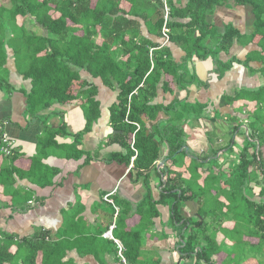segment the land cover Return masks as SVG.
<instances>
[{
    "label": "trees",
    "instance_id": "1",
    "mask_svg": "<svg viewBox=\"0 0 264 264\" xmlns=\"http://www.w3.org/2000/svg\"><path fill=\"white\" fill-rule=\"evenodd\" d=\"M187 1L184 5L183 0H0V76H6L0 78V89H12L5 67L7 46L14 50L19 72L33 82L29 95V112L33 115L54 103L66 105L82 96L86 98L83 107L89 131L101 115V103L96 98L98 87L82 79L81 72L87 71L102 78L108 87L118 88L119 102L111 107L115 133L110 142L127 149V155L116 156L119 162L130 165L136 157L135 170L148 189L141 207L151 205L154 209L158 202L169 201L173 217L180 223L185 220L186 203L195 202L196 216L185 221L189 229L181 239L188 256L196 254L206 264H247L250 259L264 264V84L254 89L242 87L234 95L221 98V111L218 109L216 116L227 117L230 140L211 145L206 153L194 149L188 152L185 126L192 114L200 119L207 106L197 111L189 97L176 98L169 105L155 103L161 85L171 93L176 87L189 93L191 86L203 85L188 62L195 57L205 60L214 53L207 45L209 39L220 43L217 56L229 51L236 41L246 45L258 39L259 50L245 61L237 57L226 63L217 59V77L223 79L235 62L264 78V0ZM231 2L253 13L255 31L251 34L245 36L233 25L223 33L211 28L208 18L218 7ZM166 5L170 9L169 43L184 47L188 53L183 64L175 62L168 46L151 37L165 38ZM143 24L149 37L144 35ZM253 62L261 66L252 68ZM222 108L248 117L222 113ZM134 123L140 125L139 130ZM245 125L249 135L237 151L235 137ZM210 136L207 147L208 142L218 141ZM3 145L1 138L0 151ZM163 146H168L169 154L167 165L159 173L166 177V187L156 201L150 177L159 170ZM43 156L35 162L42 161ZM16 157H7L0 173V186L6 185V190L14 186L13 176L18 173ZM231 158L234 161L228 168ZM57 173L52 169L50 177L44 176L49 179L46 185ZM188 173L189 180L184 178ZM23 197L12 192L14 204L28 200L30 195ZM157 214L155 211L152 215ZM0 233V264H75L68 259L72 245L64 238L65 231L53 236L42 230L21 240ZM222 252L228 255L227 260ZM125 255L128 260L134 259L127 252Z\"/></svg>",
    "mask_w": 264,
    "mask_h": 264
},
{
    "label": "crops",
    "instance_id": "2",
    "mask_svg": "<svg viewBox=\"0 0 264 264\" xmlns=\"http://www.w3.org/2000/svg\"><path fill=\"white\" fill-rule=\"evenodd\" d=\"M187 2L183 0L184 5ZM246 8L234 2L218 7L208 18L211 28L223 33L233 25L242 34H248L249 19L254 15ZM143 32L145 36H150L144 24ZM199 35L197 31L196 36ZM151 37L170 48L176 63L187 61L188 53L184 47L173 42L165 44V40L153 34ZM257 43L258 39L246 45L236 41L229 51H221L217 56L220 43L209 39L207 45L213 51L216 49L214 53L205 60L195 57L188 62V68L195 70L203 85L191 86L189 93L177 87L173 93L166 92L160 86L155 103L169 105L176 98L189 97L191 103L199 101L207 104L206 114L200 119L192 114L185 126L188 152L194 149L206 153L209 150L205 146L208 138L201 140L202 145L199 141L202 137L199 132L204 127L210 133L216 131V125L229 126V122H225L227 117L216 116L224 95H234L242 87L254 89L264 84L261 73H251L245 65L235 62L223 79L217 77V59L225 63L235 57L245 61L252 52L259 50ZM7 55L5 67L9 70L7 78L12 89H0V139L6 134L13 142V154L17 156L14 166L18 173L13 176L15 182L12 188L6 190V185L0 186V230L15 235L19 240L33 237L42 230L49 231L53 236L65 231L64 238H68L72 245L68 259L75 264H122L118 255L120 245L125 254L127 252L134 258L129 260V264H206L199 261L196 254L188 256L181 243L182 236L189 229V224L185 226L184 223L196 216L198 204L186 203L183 210L185 220L180 223L173 217V205L169 201L158 202L154 209L151 205L141 207L148 189L135 170V156L130 165L116 158L127 155L123 145L110 142L115 133L111 107L119 102L120 90L108 87L102 78H95L87 71L81 72L82 79L98 87L96 98L101 103V115L89 131H86L87 118L83 107L86 98L82 96L66 105L54 103L33 115L29 112L33 82L19 72L14 50L9 46ZM260 66L258 62L251 63L252 68ZM3 77L6 76H0ZM233 109L222 108V113H236ZM236 114L243 119L248 117L240 112ZM223 143L225 141L220 139L216 144L209 142L208 146ZM42 154V161L35 162L39 156L42 158ZM161 154L166 160L168 146L162 147ZM7 157L0 151V173ZM52 169L58 173L46 185L49 179L44 176L50 177ZM158 169L150 177L152 196L156 201L161 199L166 187V177L161 176V168ZM13 191L23 194V198L30 197L14 204ZM155 211H158L157 216L152 215ZM113 227L112 233L118 243L106 235ZM248 262L257 264L254 259Z\"/></svg>",
    "mask_w": 264,
    "mask_h": 264
},
{
    "label": "rangeland",
    "instance_id": "3",
    "mask_svg": "<svg viewBox=\"0 0 264 264\" xmlns=\"http://www.w3.org/2000/svg\"><path fill=\"white\" fill-rule=\"evenodd\" d=\"M247 10H248V12L250 13V14H252V12H251V10L249 9V8H246ZM254 20H255V18H254V16L252 17V18H250L249 19V23H248V31H249V33L247 34V35H249V34H251V32H253V31H255V25H254ZM246 36V35H245ZM216 49H214V51H215ZM202 52V51H201ZM250 55H252V54H250ZM254 56V58H259V56H255V55H253ZM261 64V63H260ZM250 66H251V64H250ZM0 73L3 75V72L2 71H0ZM251 73H253V70H251ZM198 79H200L199 77H198ZM219 103H221V102H219ZM207 104H205L204 102L202 103V102H199V101H197V102H193V106L195 107V109L198 111V110H201L202 111V107L203 106H206ZM205 107H203V109H204ZM207 109L208 108H206V109H204V113H205V111H207ZM206 114V113H205ZM204 114V115H205ZM194 115H196V114H194ZM225 122H228V120H225ZM216 123H217V121H216ZM214 132H217V133H214ZM211 131L210 133H214L215 135H214V137L217 139V140H220V139H223L225 142H227V141H229L230 140V137H227V136H229L228 135V133H229V126H227V124H225V125H220V126H217L216 125V131ZM210 133H207V127H204V129L203 130H201L200 132H199V134L202 136V137H200V140L199 141H201V140H203V141H205V139L206 138H208L207 136H208V134H210ZM248 135H249V133H248V129H247V126L245 125L244 127H242V129L239 131V133L237 134V136L235 137V140L237 141V143H238V146H237V148H236V150L238 151V150H241V148H242V141H243V139H245V138H247L248 137ZM209 143V142H208ZM200 144L202 145V141L200 142ZM212 144H214L213 142H212ZM205 146L207 147V141H205ZM208 148H210V147H208ZM223 155V154H222ZM218 157H219V155H218ZM223 157V156H222ZM232 161H234L233 160V158H231V159H229V163H228V166H226V167H230V165H231V163H232ZM218 162L220 163V161L218 160ZM221 162H222V164H224V162H225V158H222V160H221ZM186 163V162H185ZM186 164H188V163H186ZM189 165V164H188ZM226 167H223V170L224 169H226ZM201 172H203V171H201ZM202 176V175H201ZM184 178H187L188 180L190 179V174L188 173V175H185V177ZM202 178V177H201ZM3 192V194H4V196H6V192H5V190H3L2 191ZM10 195V194H9ZM191 219H194V218H191ZM194 220H191V222H193ZM223 251V250H222ZM221 255L225 258L224 260H227L228 259V255L226 254V253H224V252H222L221 253ZM257 261V260H256Z\"/></svg>",
    "mask_w": 264,
    "mask_h": 264
},
{
    "label": "built area",
    "instance_id": "4",
    "mask_svg": "<svg viewBox=\"0 0 264 264\" xmlns=\"http://www.w3.org/2000/svg\"><path fill=\"white\" fill-rule=\"evenodd\" d=\"M170 19V9L169 7L166 5L165 6V26L163 28V35H164V40H165V44L166 43H169L170 41V28L167 26V23ZM152 52H153V49H152ZM127 121H128V118H127ZM138 130L140 129V125L138 123H134ZM2 142H3V146H2V151L5 153V155L7 156H10L13 154L14 152V146H13V142L10 140V138L5 134L4 136H2ZM133 146H134V142H133ZM134 148V147H133ZM136 158V157H135ZM134 158V159H135ZM159 164L160 162H158V168H159ZM106 200L107 201H110L109 197H106ZM32 203V202H31ZM114 227L111 229L110 232H108L106 235L107 237H110L112 238L114 241L117 242V240L114 238L113 236V231ZM118 243V242H117ZM125 249L123 248L122 245L119 246V252H118V255H119V258L122 262V264H129V260L128 258L126 257L125 253H124Z\"/></svg>",
    "mask_w": 264,
    "mask_h": 264
},
{
    "label": "water",
    "instance_id": "5",
    "mask_svg": "<svg viewBox=\"0 0 264 264\" xmlns=\"http://www.w3.org/2000/svg\"><path fill=\"white\" fill-rule=\"evenodd\" d=\"M165 163H166V160H165L164 156L161 154L159 168H162Z\"/></svg>",
    "mask_w": 264,
    "mask_h": 264
}]
</instances>
